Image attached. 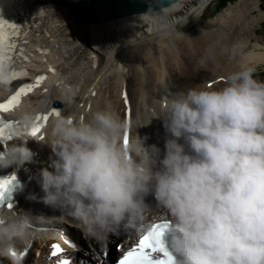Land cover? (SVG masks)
Returning a JSON list of instances; mask_svg holds the SVG:
<instances>
[{
  "label": "clouds",
  "instance_id": "1",
  "mask_svg": "<svg viewBox=\"0 0 264 264\" xmlns=\"http://www.w3.org/2000/svg\"><path fill=\"white\" fill-rule=\"evenodd\" d=\"M255 76L246 67L222 88L173 94L163 154L138 135L125 147L127 125L107 110L60 115L48 144L56 158L39 173L43 202L103 241L142 222L154 197L169 217L164 242L175 264H264V81ZM22 121L35 124L28 114ZM34 157L27 143L13 144L0 167L19 170ZM30 234L27 214L0 208V257L22 264L17 244Z\"/></svg>",
  "mask_w": 264,
  "mask_h": 264
},
{
  "label": "bare ground",
  "instance_id": "2",
  "mask_svg": "<svg viewBox=\"0 0 264 264\" xmlns=\"http://www.w3.org/2000/svg\"><path fill=\"white\" fill-rule=\"evenodd\" d=\"M210 1L180 0L157 11L93 24L80 19V11L69 0H36L34 12L20 16L26 18L25 33L12 43L19 54V66L28 76L47 66L59 75L60 86L55 88L57 83L51 75V85H44L50 93L39 94L32 103L44 108L59 101L63 106L61 115L85 120L97 111L107 110L124 122L128 101L132 137L146 138L145 147L156 145L163 154L167 134L162 118L173 94L202 84L222 88L229 73L264 66V40L257 33L264 18L260 1L237 0L209 19L196 34H188L187 29L202 16ZM56 118H50L41 142L29 144L35 153L34 162L18 170L31 181L25 204L42 224H52L80 239L83 254L88 250L109 264L117 256L115 244L148 226L163 209L154 197H148L150 210L142 222L134 228H122L103 241L86 235L78 221L58 209L45 204L48 214L43 213L41 204L31 197L41 187V169L56 158L48 145ZM104 244L106 249L102 248ZM31 262L27 264H37L36 259ZM0 264L11 261L0 257Z\"/></svg>",
  "mask_w": 264,
  "mask_h": 264
},
{
  "label": "snow or ice",
  "instance_id": "3",
  "mask_svg": "<svg viewBox=\"0 0 264 264\" xmlns=\"http://www.w3.org/2000/svg\"><path fill=\"white\" fill-rule=\"evenodd\" d=\"M18 31L19 29L16 25L8 24L7 22L0 20V83L9 82V73L5 68V63L6 61H11L13 58L12 50L16 47V45L12 43V39L18 34ZM51 71L54 72L55 70L52 69ZM27 75V72L19 73L13 71L11 72L10 77L15 79L17 77ZM45 79L46 76L40 75L37 77L35 85L26 84L25 86L21 87L19 91L7 101V103H0V112H8L12 110L16 105L19 104L21 97L31 92ZM125 99H127L126 95ZM60 115V112L53 109V111L48 115L36 117L35 124L33 126L27 127L26 125H23V131L32 137H38L42 130L40 121L47 122L51 116L59 117ZM19 127V124L14 125L12 122L5 120L2 116H0V145H6L7 142L13 137V130ZM6 130L9 131L6 133ZM128 143L129 135L126 133L124 138L125 147H127ZM15 180L16 176L14 174L8 178L0 179V208L6 206L7 209L13 210V204L5 203V198L6 194H8L10 191V186ZM169 226L170 225L167 221L154 224V226L146 234L142 235L134 245H130L123 250L118 264H175V260L168 252L164 242ZM65 243L70 248H76V245L69 239H66ZM102 248L106 249L107 245H102ZM52 249L53 251L51 255L53 257H57L64 253V249L60 244L52 245ZM25 254L26 253H21L18 259H23ZM13 255L15 256L16 253L14 252ZM103 255L107 256L108 252L104 251ZM57 264H77V262L73 261L72 259L65 258L58 260Z\"/></svg>",
  "mask_w": 264,
  "mask_h": 264
},
{
  "label": "water",
  "instance_id": "4",
  "mask_svg": "<svg viewBox=\"0 0 264 264\" xmlns=\"http://www.w3.org/2000/svg\"><path fill=\"white\" fill-rule=\"evenodd\" d=\"M80 11V19L100 24L131 14L147 13L170 6L180 0H69Z\"/></svg>",
  "mask_w": 264,
  "mask_h": 264
},
{
  "label": "rangeland",
  "instance_id": "5",
  "mask_svg": "<svg viewBox=\"0 0 264 264\" xmlns=\"http://www.w3.org/2000/svg\"><path fill=\"white\" fill-rule=\"evenodd\" d=\"M237 1V0H236ZM260 1V4H261V0H259ZM230 4H234V3H230ZM229 4V5H230ZM213 7L214 6H211L209 9H208V11H207V14H206V18L208 17V16H211V14L210 13H212L213 12ZM200 18V17H199ZM198 18V19H199ZM264 21V18H263V20L261 21V24L259 25V26H257V32H258V34H259V36L260 35H262V36H264V28L262 27V22ZM206 24V22L205 21H197L196 22V24L194 25V27H192V28H190L189 30H190V32H189V30H188V33L189 34H196L198 31H199V29H200V27L201 26H203V25H205ZM262 36H260V37H262ZM263 38V37H262ZM264 67V66H263ZM263 67H257L256 68V76H255V78L256 79H258V80H260V81H264V68ZM151 199H152V197H151Z\"/></svg>",
  "mask_w": 264,
  "mask_h": 264
},
{
  "label": "trees",
  "instance_id": "6",
  "mask_svg": "<svg viewBox=\"0 0 264 264\" xmlns=\"http://www.w3.org/2000/svg\"><path fill=\"white\" fill-rule=\"evenodd\" d=\"M219 1V3H218V7L220 6V7H223V6H225L226 4H227V2L228 1H234V0H218ZM263 9H264V0H263Z\"/></svg>",
  "mask_w": 264,
  "mask_h": 264
}]
</instances>
